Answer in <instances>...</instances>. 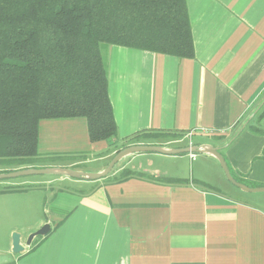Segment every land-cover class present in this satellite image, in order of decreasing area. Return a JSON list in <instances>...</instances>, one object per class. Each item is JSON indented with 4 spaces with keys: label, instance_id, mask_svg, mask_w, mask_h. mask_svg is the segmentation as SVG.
<instances>
[{
    "label": "crops",
    "instance_id": "1",
    "mask_svg": "<svg viewBox=\"0 0 264 264\" xmlns=\"http://www.w3.org/2000/svg\"><path fill=\"white\" fill-rule=\"evenodd\" d=\"M185 2L194 57L104 46L116 136L91 142L84 118L41 120L40 158H64L52 167L95 174L133 146L132 136L168 133L179 138L136 145H209L236 182L264 187V135L249 129L264 131V0ZM117 164L100 180L53 175L23 183L31 188L0 190L1 217L9 223L0 264H264V195L229 183L214 157L140 153ZM123 171L142 177L112 178ZM68 180L74 186L61 184ZM43 225L47 235L27 246ZM15 232L24 247L19 254L12 252Z\"/></svg>",
    "mask_w": 264,
    "mask_h": 264
},
{
    "label": "trees",
    "instance_id": "2",
    "mask_svg": "<svg viewBox=\"0 0 264 264\" xmlns=\"http://www.w3.org/2000/svg\"><path fill=\"white\" fill-rule=\"evenodd\" d=\"M104 46L192 59L185 0H0V166L31 165L40 158L41 120L84 118L91 142L116 136ZM166 137L179 138L145 132L127 144ZM132 176L142 177L123 171L118 180Z\"/></svg>",
    "mask_w": 264,
    "mask_h": 264
},
{
    "label": "water",
    "instance_id": "3",
    "mask_svg": "<svg viewBox=\"0 0 264 264\" xmlns=\"http://www.w3.org/2000/svg\"><path fill=\"white\" fill-rule=\"evenodd\" d=\"M140 153H156L167 156L190 154V153L194 155H200V154L210 155L218 161L225 178L233 186H235L236 188L240 189L245 193H264V187L249 188L236 182L231 176L229 169L225 163V160L223 159V157L219 152V149L209 145H198V146H192L191 148L187 147L181 149H166L155 145H133L118 151L111 159V161L108 163L107 167L99 173L88 174L70 169H41V170L30 169V170H20L16 172H10L7 174L0 173V180L18 178L23 176H33V175H57V176H63L73 179L75 178V179L95 181L107 177L111 173L113 168L117 165V163L124 157L133 154H140ZM49 230H50L49 225H43L35 233L29 235L26 241V245L29 246L32 240L36 237H43L47 235ZM11 246H12V252L15 254H19L24 251V247L20 244V236L16 233H14L11 237Z\"/></svg>",
    "mask_w": 264,
    "mask_h": 264
},
{
    "label": "rangeland",
    "instance_id": "4",
    "mask_svg": "<svg viewBox=\"0 0 264 264\" xmlns=\"http://www.w3.org/2000/svg\"><path fill=\"white\" fill-rule=\"evenodd\" d=\"M255 121H256V119H252V121H251L252 123L251 124L256 126L258 124V122H255ZM258 126L260 127V125H258ZM177 139H178V137L177 138L166 137V138L157 139L156 142L162 143V144H167L170 141L177 140ZM146 154H148V155H156L155 153H146ZM61 160H64V158H59V157H55V158H38L31 165L12 166V167L0 166V172H5V171H7V172H9V171L10 172H16V171H20V170H30V169L41 170V168H42L41 166L42 165H47L48 166V167H44L42 169H54L52 167L53 164H57L58 162H61ZM34 167H36L37 169L34 168ZM91 167L92 166H86L85 168L89 169ZM115 167H118V164ZM60 169H63V168H60ZM84 173H86V172H84ZM4 174H7V173H4ZM119 174L114 175L112 178L116 179L118 176L120 178L121 174L120 175ZM109 175L107 177H109ZM53 179H56L55 176H53V175H33V176H23V177H18V178L0 180V190L5 188L4 191H6V190L9 189V187L11 185H15V184H19V187H15V188H31L30 185L23 184V183H32V182H39V181L43 182V181H49V180H53ZM61 184H65V185H68V186H74V184L71 181H69V180L67 182H62ZM252 195H264V193H257V194L255 193V194H252ZM8 225H9V223L3 220V218L1 217V213H0V249L5 248V246H6L7 241L5 240V238H7V231L5 229H6V227ZM23 225H25V223H22V222L21 223H17V226H19V227H22ZM16 234H18V233H16ZM24 236L25 235H23V237ZM11 237H12V235L10 236V238ZM28 237H29V235L25 239V241H24L25 243H26ZM36 238H40V237H36Z\"/></svg>",
    "mask_w": 264,
    "mask_h": 264
},
{
    "label": "built area",
    "instance_id": "5",
    "mask_svg": "<svg viewBox=\"0 0 264 264\" xmlns=\"http://www.w3.org/2000/svg\"><path fill=\"white\" fill-rule=\"evenodd\" d=\"M192 146L191 145H189V148H191ZM189 157L191 158V159H194V157H195V155L194 154H189Z\"/></svg>",
    "mask_w": 264,
    "mask_h": 264
}]
</instances>
